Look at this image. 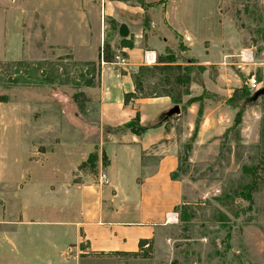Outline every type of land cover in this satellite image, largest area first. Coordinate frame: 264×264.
Listing matches in <instances>:
<instances>
[{"label":"rangeland","instance_id":"obj_1","mask_svg":"<svg viewBox=\"0 0 264 264\" xmlns=\"http://www.w3.org/2000/svg\"><path fill=\"white\" fill-rule=\"evenodd\" d=\"M107 1L120 11L104 13L103 0H0V109L19 111L28 156L37 153L31 174L46 182L41 190L60 202L71 222L78 221L83 184L108 186L100 181L104 143L127 131L95 127L104 63L114 62L122 46L155 52L168 41L156 63L171 53L191 66L194 93H200L194 97L203 101L194 138L197 112L188 120L184 99L181 113L165 122L178 147L175 177L183 185L172 218L139 253L91 255L82 264H264V97L246 104L249 79L264 86V0ZM247 50L251 59L242 61ZM242 105L241 123L231 129ZM66 161L69 174L62 172ZM254 167L262 183L250 202L246 187ZM38 229L37 249L21 258L0 250V264L55 261L59 250L50 254L47 227ZM73 247L71 239L66 254H75Z\"/></svg>","mask_w":264,"mask_h":264},{"label":"crops","instance_id":"obj_2","mask_svg":"<svg viewBox=\"0 0 264 264\" xmlns=\"http://www.w3.org/2000/svg\"><path fill=\"white\" fill-rule=\"evenodd\" d=\"M118 10L119 6L103 0L104 13L112 14ZM163 43L165 46L157 45L155 52L144 51L135 44L132 47L124 45L118 53L127 58V66L104 63L94 104L97 109L95 127L98 130L122 127L138 114L140 125L151 128L140 136L128 130L111 135L104 143L106 160L103 169L108 186L102 188L93 182L81 186L76 222H71L60 212L59 201L55 204L49 200L46 189L41 190L46 182L38 179V173L36 176L31 174L33 169L37 171V153L30 150L31 157L28 156L23 140L26 131L18 122L19 111L0 109V250L6 249L21 258L26 250L37 247L38 228L47 227L52 240L50 254L59 250L55 261L52 259L49 264H82L91 255H133L141 251V240L149 243L154 239L157 228L172 218L183 199L182 182L172 178L179 166L178 147L167 122L158 124L159 115L170 108V98L136 99L128 105L123 101L124 94L134 92L129 70L146 65V53L155 58L164 53L169 42ZM223 44V49H226ZM216 45L222 49L220 44ZM235 48L239 50L238 46ZM218 81L220 85V76ZM204 84L208 88V84ZM193 85L190 87L191 95L185 96L183 101L200 94L194 93ZM224 91L228 93L231 90L224 88ZM185 112L188 120L194 119L197 112L195 103ZM203 128L204 125L200 132ZM30 134V147L33 149V137L37 143V125L31 126ZM34 148L37 150L36 144ZM66 162V169L63 166L62 172L69 174L70 162ZM34 228H37V235ZM71 239L73 251L77 252L68 255L66 248ZM50 254L48 257L52 258Z\"/></svg>","mask_w":264,"mask_h":264},{"label":"trees","instance_id":"obj_3","mask_svg":"<svg viewBox=\"0 0 264 264\" xmlns=\"http://www.w3.org/2000/svg\"><path fill=\"white\" fill-rule=\"evenodd\" d=\"M150 79H156V83L149 82ZM134 84V92L124 94L123 101L125 105L132 103L136 99H146V98H156V97H169L173 105H179L185 96L191 95L190 87L194 83V77L192 75L191 66L181 65L176 63L175 56L168 53L163 59L159 60L154 65L151 66H140L136 73L132 76ZM160 88L159 92L155 89ZM248 99V98H247ZM193 103H198L197 119L195 122V128L193 133V138L196 136L198 131V122L203 113V101L200 97L189 98L184 105V109L192 105ZM249 104V103H246ZM244 105L237 108L235 114L233 125L231 129L237 128L241 123V118L244 112ZM159 122V121H158ZM165 123V122H164ZM150 126H142L139 122V115L126 123L122 127H117L113 130L125 129L130 131L132 134L140 136L144 134ZM111 129V128H109ZM264 163V158L261 161ZM178 170V169H177ZM177 172V171H176ZM172 174V178L176 179L175 173ZM259 170L257 167L251 170V182L246 187V199L250 202L252 201V194L259 189V185L262 183V179L257 180ZM264 174V171L262 172ZM178 208V207H177ZM176 208V209H177ZM175 209V210H176ZM148 242L146 240H141L139 242V249L141 250L144 245Z\"/></svg>","mask_w":264,"mask_h":264},{"label":"built area","instance_id":"obj_4","mask_svg":"<svg viewBox=\"0 0 264 264\" xmlns=\"http://www.w3.org/2000/svg\"><path fill=\"white\" fill-rule=\"evenodd\" d=\"M251 56H252V53L249 50L245 51L241 56L242 61H248L249 59H251ZM144 61H145L146 65H148V66L156 64V58L154 56H152L151 53H146L144 55ZM114 62H115V64L122 66V67H125L128 65V60L122 53H118L115 56ZM258 89H259L258 81L254 77L250 78L249 79L250 93H254ZM100 181L102 184L108 183L107 176L104 172H102L100 174Z\"/></svg>","mask_w":264,"mask_h":264},{"label":"water","instance_id":"obj_5","mask_svg":"<svg viewBox=\"0 0 264 264\" xmlns=\"http://www.w3.org/2000/svg\"><path fill=\"white\" fill-rule=\"evenodd\" d=\"M264 97V86L256 90L251 96L246 100L248 103H254L258 99ZM181 113V110L178 105H173L168 110L162 112L158 117V124H162L172 118L173 116H177Z\"/></svg>","mask_w":264,"mask_h":264}]
</instances>
